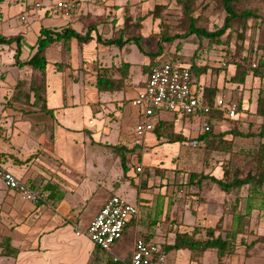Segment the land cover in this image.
<instances>
[{"label": "crops", "instance_id": "crops-1", "mask_svg": "<svg viewBox=\"0 0 264 264\" xmlns=\"http://www.w3.org/2000/svg\"><path fill=\"white\" fill-rule=\"evenodd\" d=\"M98 1L102 3L98 4ZM117 1L96 0L95 8L89 9L84 6V12L68 21L62 18L47 19L48 26L44 28L56 31L69 28L82 34L90 28L104 38L109 39L114 31L122 26L126 6L132 16L137 17L151 11L155 4V0ZM137 10L141 11L140 15H136ZM47 15L45 17H49ZM148 21L149 18L142 23L143 28L140 33L143 37H147L152 31L150 30L147 33L146 25ZM152 21V18H150V22ZM99 24L104 25L106 28L99 31ZM0 36H21V40H24L26 35H4L2 29H0ZM54 45L60 46L63 51L61 43L52 46ZM81 45L75 40L71 41V50L69 53L63 51L65 62H59V66L62 64L59 69H57V66H51L47 61L45 90L42 97L46 107L52 111L51 115L41 112L38 108L13 100L18 81L25 80L28 83L31 81L33 70L24 64L31 57V54L24 46H21L19 61L23 64L17 65L14 59L15 45L12 44L11 48L0 46V166L44 197V202L40 204L29 203L23 200L15 191L6 188L0 180V264H130L122 256L120 248L115 247V245L112 246L110 252H105L93 245L86 237L76 235L74 225L81 229H86L89 226L105 201L113 196L114 183L110 177L108 181L110 187L108 189L107 171L104 173L97 171L95 165L94 169L97 172H92L91 176L86 175L85 166L87 162L85 159L87 157L84 153L82 155V148L85 151L87 148L94 146L89 139L91 137L88 135H97L99 129L94 126V122L89 124L91 120L85 124L83 119L79 118L77 114L75 115V95L73 92H67L64 89V81L62 82L61 78H57L56 71L64 70L63 65H66V68L73 72V81H87L92 83L95 88L96 78L98 73H101L100 71H106V77L114 79H120L122 77L120 73L124 72L126 73L125 76L122 73L125 78L124 88L120 91L104 93L117 94L120 99L115 102L128 100L136 109L133 100L146 83L148 74L143 67L149 64V59L145 56L141 67L135 68L137 63L127 60V55L132 52V47L135 45L119 49L97 45L94 41L84 44L86 47L94 45V52L87 51V48L84 50ZM34 46L32 47L33 51ZM78 47H81L79 53L78 49L75 51V48ZM123 63L129 64V67L122 68L118 72L117 69ZM85 65L87 66V74H80ZM232 67V70L227 69L225 72L227 75L222 89L228 90L233 95L230 102L240 103L241 110L237 113L236 119L241 121L238 123V129L245 131L248 126L246 122H262V119L257 117L254 112L258 90L260 88L264 89V80L259 83L248 76L245 81H250L251 86L245 89L243 85L229 81L234 74L235 68ZM198 86L209 85L195 83L194 88L196 91H198ZM210 87L219 89L216 86ZM219 99H222L225 104L229 103L217 92L214 103ZM33 101L34 99L31 98L30 103H33ZM187 120H198L200 123L199 117H175L173 121L175 132H180L175 122H180L181 125L184 123V126H186ZM225 130L228 129H222V131ZM77 138L82 141L81 146L78 145ZM248 141H251V139ZM251 142L254 143L253 140ZM237 143L243 145V141H237ZM136 151L141 156L138 157L135 153L133 157L137 158V161L143 165L145 156L137 148ZM93 157H95L94 154ZM134 170L136 171V167ZM221 173L219 176H213L220 179L222 177ZM124 176L131 177L127 174ZM179 183L185 184L186 181H180ZM134 184L136 183L134 182ZM193 188L195 190H192ZM107 190H110V194H106ZM190 190L189 192H192L193 195L197 193L204 194L203 202L196 204L198 208H203L202 213L204 215L209 214V211L214 214L222 211L225 218L223 229L229 230L231 216L224 214L225 195L223 192L215 185L207 182H203L200 188L193 186ZM58 197H61V199L57 200ZM142 212L143 210L139 206L137 217L133 218L124 230L125 233L131 222L134 224L133 232L136 238L132 242V249L137 239H145L161 247L172 244L177 230L174 224L175 219L172 218L174 223L170 224L168 217H166L167 228L165 231L158 233L150 227L151 224L146 223V220L142 218ZM192 213L196 215L200 211L193 210ZM176 224H183L185 228L194 226L185 225L177 220ZM197 225L213 227L205 224ZM183 226L180 225V228ZM247 229L253 231L254 234L243 236V244L240 243L242 236H238L235 253L225 257L223 264H264V262L256 263L255 261L260 253L264 251V240L246 249L247 245L251 244L257 237H261L258 235L259 226H256L251 220ZM138 235L143 238H138ZM162 238H171V243L157 242ZM212 254L215 255L214 260ZM238 254L243 256L242 263V259H239ZM261 257L264 259V253ZM188 258L189 264H209L214 261L217 264L216 254L213 251L205 252L201 256L195 257V259H191L192 255L189 252Z\"/></svg>", "mask_w": 264, "mask_h": 264}, {"label": "rangeland", "instance_id": "rangeland-1", "mask_svg": "<svg viewBox=\"0 0 264 264\" xmlns=\"http://www.w3.org/2000/svg\"><path fill=\"white\" fill-rule=\"evenodd\" d=\"M62 1L68 0H3L0 3V29H2L4 35H26L25 39L20 41V46H24L32 56L34 54L32 47L35 45L39 36V29L48 26L47 19L62 18L67 21L69 20V18L56 14L52 10L55 4ZM73 1H76L81 7L78 9L77 15L84 12V6L89 9L95 8L96 0ZM121 1L122 0H118L117 2ZM178 1L179 0H155V4L151 10H154L155 5H167V8L161 12V19L167 23L173 34L177 32L176 27L179 25L180 9L177 6ZM202 1L204 4H208L207 8L201 10L200 5H198L194 16L199 17V27L213 32L215 29L222 26L224 13L215 8V3L211 0ZM83 2L85 3L83 4ZM37 4L41 7L37 8ZM244 8L254 10L259 19L264 20V4L260 0H249V2L244 4ZM137 14L140 15L141 11L137 10L136 15ZM46 15L49 17H45ZM148 18L149 21L146 25V29H148L147 33L150 30L157 31L160 19L150 22L151 17ZM259 19L250 21L249 27L245 32V39L242 42L237 41L233 36L228 45L224 43L212 44L210 48H208L205 39H199L192 35L187 39H177L167 52L169 55H175L179 62L187 66L191 64V58L196 53V61L199 66H207L212 71L207 72L198 79H193L197 80L199 85L206 84L218 87L220 89H218L219 95L222 96L226 102H230L233 95L228 90L222 89L227 75L225 72L227 69H233L232 66H234V61H241L242 58H245L248 60V63L251 64L259 57L260 52L256 53V49L258 46L264 45V24H260ZM103 28L106 27L101 24L98 25L99 31L103 30ZM96 33L97 32L93 30L92 36L94 37ZM220 39L224 41L225 36H222ZM239 45L242 46L241 51L236 50V47ZM0 46L11 48V45L7 44H0ZM177 46H179V48H177ZM81 47H83L84 50L87 48L89 52L95 51L94 45L86 47L82 44ZM81 47L75 48V51L78 49L79 53ZM226 53L228 55H233V57L230 59L229 66L226 69H220L218 68V63L220 60H226ZM46 55L47 61L51 66L58 67L59 62H65V57H63V51L60 46H52L51 49L47 51ZM144 59L145 56L136 46H133L132 52L127 55V60L137 63L135 68H140ZM63 68L64 70L55 71L57 73V78H61L62 82L64 81V89L67 92H73L75 95V115L77 114L79 118L83 119L85 124L91 120L95 123L94 126L99 129L97 135H88L91 137L89 139L94 146L92 148H87L85 151L82 148V155L85 154L87 157V159H85L87 162L85 166L86 175L91 176L92 172L101 171L104 173L107 171V188L109 189L110 187L108 181L111 177L114 183L112 194L121 197L138 209L140 206L143 210L141 214L142 218L146 220V223L151 224V226H149L154 228L158 233L166 230V217H168L170 222L173 218L175 222L177 220L189 226L197 224L214 226L219 216L223 215L222 211L219 213L215 212V214L209 211V214L204 215L202 213L203 208H198V205H196L201 203L198 199H203L204 194L197 193L193 195L192 192H189L191 191V187L189 188L185 184H180L179 182L187 181L188 175L192 172L219 176L220 172H222L224 163L227 162H229L231 166L239 167L244 171L248 170L252 161L248 156L244 155L243 152H239V148L242 146H237L234 152L229 155L214 152L210 154L206 162L203 158V150L194 140L202 133L199 121L187 120L186 126H184V123L181 125L180 122H175L177 129H180V133H182L181 141L167 143L163 141L162 138H157L153 132L145 134L142 141L143 143L137 146V150L142 151L145 156L143 165L140 164L133 155L130 156V161L127 163V176H131L129 178L133 181V186H131L129 178L125 177L122 172V168L119 165V158L109 146L123 145L127 148L133 147L132 138L131 135H129V128L131 124H135L139 118L138 109L136 108V110L128 100L115 102L120 99V96L117 94L99 93L92 83L82 80L79 82L73 81V72L69 68H66V65H63ZM86 69L87 66L85 65L80 74H87ZM74 74L76 75V73ZM243 86L245 89L250 88V81H245ZM159 120L173 122L175 120V115L167 110L160 109L149 121L155 124ZM232 122L236 123L238 126V123L241 121L235 119L232 120ZM246 123H248L249 127H253L254 130L260 125V123L254 122ZM230 128H232V125L229 120H227L226 122H222L221 125L215 129L217 131H222V129ZM248 140L249 139L237 141H243V145L245 146L252 145V140ZM78 142V145L81 146L82 141L78 139ZM135 153L140 155L137 151ZM93 154L95 157H93ZM89 159L91 160L88 161ZM94 165L97 171H95ZM138 166L142 169L139 173L134 170L135 167L137 168ZM134 182L136 184H134ZM192 190H195V188ZM106 194H110V190H107ZM244 194L245 191L243 192V195ZM193 210L200 211V213L194 215L192 213ZM132 219L133 218L129 219L128 223ZM252 220L256 226H259L258 235L264 236V209H256L252 215ZM133 226L134 224L131 222L122 238L114 244L115 247L120 248L126 262H131V253L133 250L132 242L136 238L134 236ZM175 227L177 229V226ZM138 238L143 237L138 235ZM157 242L163 244L167 242L170 244L171 238H162ZM263 253L264 251L261 252L260 256L255 260L256 263L264 262V259L261 257ZM188 255L189 252L187 250L168 249L166 252L165 264H189ZM212 255L214 260L215 255ZM238 256L239 259H242V263L243 256L239 254ZM209 264H216V262L214 261Z\"/></svg>", "mask_w": 264, "mask_h": 264}, {"label": "trees", "instance_id": "trees-1", "mask_svg": "<svg viewBox=\"0 0 264 264\" xmlns=\"http://www.w3.org/2000/svg\"><path fill=\"white\" fill-rule=\"evenodd\" d=\"M211 1L215 3V8L224 13L222 26L215 29L213 32L199 27V17L194 16L198 5H200L201 10L207 8L208 4H204L202 0H179L177 2V6L180 9V17L179 25L176 27L177 32L175 34L172 33L167 23L161 19V12L167 8V5H155L153 11L138 17H133L126 6L122 26L114 31L112 37L109 39L104 38L98 33L93 37L91 34L94 29L90 28L82 34L69 28L56 31L42 27L34 46V54L24 63L33 70L31 81H29V83L25 80L18 81L14 90L13 100L38 108L45 114H52V111L46 107L42 94L45 90V70L47 66L46 51L53 44L61 43L65 53L70 52L72 40H75L78 44H88L94 41L97 45L116 47L119 49L135 45L138 50L149 59V64L143 67L144 71L149 75L157 58L165 53L169 55L167 51L177 39L183 40L193 35L199 39H205L208 48H210L212 44L224 43L228 45L233 36L237 41H244L245 32L249 27L250 21L259 19L254 10L244 8V4L249 2V0ZM260 1L264 4V0ZM1 2L2 0H0V3ZM148 17H151L153 21L159 19L160 21L157 31H150L147 37H143L140 31L143 28V21ZM260 24H264V20H260ZM222 36H225L224 41L220 39ZM20 41L21 36H0V44L15 45V63L17 65L23 64L19 61L21 51ZM177 48H179V46H177ZM236 50L241 51L242 46L239 45L236 47ZM256 50V53L260 52V55L255 62L250 64L245 58H242L241 61H234V74L229 79L231 83L243 85L248 76H251L259 83L264 80V45L258 46ZM227 55L226 53L225 59L228 60V67L233 55ZM169 57L174 61H179L175 55H169ZM196 57L197 54L195 53L191 58V64L189 66L186 65L190 71L193 84H198V81L195 79L212 71L207 66H199ZM252 64H255V68L252 67ZM61 66L62 64L58 66L57 69ZM128 67L129 64L123 63L117 71L120 72L122 68L125 69ZM100 72L101 73H98L96 78V88L98 92L112 93L124 88V76L126 73L121 72L120 75L122 77L120 79H114L106 77V71ZM197 90L201 102L212 108L209 131L202 132L194 139L203 150L204 160L207 162L210 154L214 152L229 155L234 152L237 146H242L239 148V152H243L244 155L248 156L252 163L246 171L239 167L231 166L229 162L224 163L222 167V177L220 179L205 173H190L185 183L187 187L197 186L200 188L203 182H207L215 185L223 192L225 195L224 214L231 216V227L227 231L223 229L225 221L224 215L219 218L213 227L194 225L185 228L183 224H180L184 227L180 228V225H177L175 222L177 230L175 231L173 243L163 246L162 248L165 252H167L168 249L188 250L192 255L191 259H195V257H199L205 252L213 251L216 254L217 264H223V259L225 257L235 253L238 236H242L240 238V243L243 244V236L254 234L253 231L247 229L252 220L253 212L256 209H264V89L260 88L258 90L254 112L257 117L262 119V122L255 130L248 125L245 131H240L237 124L232 122V120L236 118L229 119L226 117L225 110H218L214 107L215 97L218 92L215 87L198 86ZM31 98L34 99L33 103H30ZM240 110L241 105L238 103L237 113ZM174 115L175 117L190 118V116L175 113ZM227 120H229L232 128L225 131H217L215 129L219 127L222 122H226ZM152 132L157 138H162L167 143H176L182 140V133L175 132L174 122L172 121L159 120L154 124ZM247 139L253 140L254 143L249 146L239 145L237 143V140ZM109 147L119 158L122 171L124 175H126L128 171L127 163L130 161V156L136 152L137 146H133L132 149L118 145ZM137 156L140 157L139 154H137ZM129 180L130 185L133 186L132 179ZM244 191L245 194L243 195ZM60 199L61 197L57 198V200ZM198 200L203 202L201 198ZM173 223L174 221L170 222V224ZM263 240L264 236L257 237L256 240L246 246V249Z\"/></svg>", "mask_w": 264, "mask_h": 264}, {"label": "built area", "instance_id": "built-area-1", "mask_svg": "<svg viewBox=\"0 0 264 264\" xmlns=\"http://www.w3.org/2000/svg\"><path fill=\"white\" fill-rule=\"evenodd\" d=\"M98 1V4H101ZM40 8V5H36ZM79 4L73 0L55 4L52 10L56 14L71 19L78 13ZM228 60H220L219 68H226ZM255 68V64H252ZM133 105L139 111L138 121L129 128L133 146L141 145L145 134L152 132L154 124L149 119L160 109L171 113L190 117H199L201 131L207 132L210 127L212 108L201 102L190 71L186 65L172 60L166 53L159 56L149 73L143 89L133 100ZM214 107L225 110L229 119L237 118L238 103L233 101L225 104L219 99ZM92 124V121L89 122ZM138 166L136 172H141ZM0 180L6 188L15 191L23 200L40 204L44 202L41 193L33 191L24 181L0 166ZM139 209L119 196L113 195L105 201L97 215L86 229L74 225L77 236L86 237L93 245L105 252H110L112 246L119 241L124 233L129 219L137 217ZM166 252L158 244L145 239H137L131 253L130 264H165Z\"/></svg>", "mask_w": 264, "mask_h": 264}]
</instances>
